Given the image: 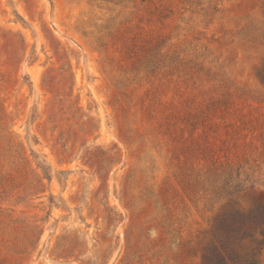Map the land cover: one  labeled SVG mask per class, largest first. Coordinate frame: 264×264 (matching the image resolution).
I'll return each instance as SVG.
<instances>
[{
	"label": "rangeland",
	"instance_id": "374dc122",
	"mask_svg": "<svg viewBox=\"0 0 264 264\" xmlns=\"http://www.w3.org/2000/svg\"><path fill=\"white\" fill-rule=\"evenodd\" d=\"M263 69L264 0H0V264H201L264 208Z\"/></svg>",
	"mask_w": 264,
	"mask_h": 264
},
{
	"label": "trees",
	"instance_id": "16d2710c",
	"mask_svg": "<svg viewBox=\"0 0 264 264\" xmlns=\"http://www.w3.org/2000/svg\"><path fill=\"white\" fill-rule=\"evenodd\" d=\"M264 84V69L260 73ZM264 235V208L225 211L216 220L213 241L202 255L201 264H257Z\"/></svg>",
	"mask_w": 264,
	"mask_h": 264
}]
</instances>
